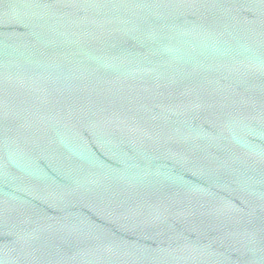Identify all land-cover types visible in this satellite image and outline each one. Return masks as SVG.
<instances>
[{
  "label": "water",
  "instance_id": "obj_1",
  "mask_svg": "<svg viewBox=\"0 0 264 264\" xmlns=\"http://www.w3.org/2000/svg\"><path fill=\"white\" fill-rule=\"evenodd\" d=\"M0 264H264V0H0Z\"/></svg>",
  "mask_w": 264,
  "mask_h": 264
}]
</instances>
